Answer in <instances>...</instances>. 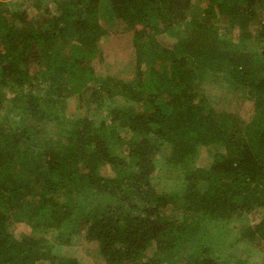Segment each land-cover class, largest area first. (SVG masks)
<instances>
[{"label":"trees","instance_id":"trees-1","mask_svg":"<svg viewBox=\"0 0 264 264\" xmlns=\"http://www.w3.org/2000/svg\"><path fill=\"white\" fill-rule=\"evenodd\" d=\"M196 1L0 0V264H261L264 0Z\"/></svg>","mask_w":264,"mask_h":264},{"label":"rangeland","instance_id":"rangeland-1","mask_svg":"<svg viewBox=\"0 0 264 264\" xmlns=\"http://www.w3.org/2000/svg\"><path fill=\"white\" fill-rule=\"evenodd\" d=\"M192 2H198L196 0H191ZM191 2V3H192ZM205 0H202V2H200L202 5H204ZM50 5V4H49ZM56 4H54V2L51 3L50 6V10L55 9ZM236 32H234L232 35H234ZM237 35V34H236ZM166 39L169 40V42L173 41V38L167 36L165 33L161 34L160 39ZM164 41V40H162ZM123 42V41H120ZM166 42V41H165ZM167 43V42H166ZM125 46V45H123ZM121 48L118 51H115V55L119 56L120 60H124L126 61L127 58H129V54L132 51L131 50V46L129 44H127L126 47H118ZM118 52V53H117ZM108 61L110 62V59H108ZM122 65H120L121 67ZM131 66H133L131 64ZM130 73V72H129ZM128 74L127 76H131V74ZM124 74V73H123ZM124 74V75H126ZM214 80H208L205 85H204V92H206V96H209L210 101L212 100V104H214V107H217L219 110H225V111H229L231 110L232 112L237 111V116H241L242 118H244V120H247L246 118H248L251 115L252 109L249 106H245L246 103L248 102V98L246 97L245 92H242L240 89L232 91V90H228L227 87L225 85H223V83L221 84V82L218 84V80L217 78H213ZM217 82V85H215L214 83ZM202 90V92H203ZM228 90V91H225ZM211 91H214L215 94H213V96L211 97ZM203 92V93H204ZM224 95V98H223ZM238 100H237V98ZM244 104V108H242V105ZM125 135H127L126 133H124ZM161 157V158H160ZM156 161L158 162V165L162 164V156L161 154L158 155V157L156 158ZM102 172L105 173H109V169L108 167L104 169H102ZM170 178H163V181L160 179L159 181H154L157 185L158 190H162V188H167V186L172 185V183L168 182ZM173 181V180H171ZM239 225V222H232L230 224V226L232 227H237ZM261 241L259 240V242L253 241L252 244H249V248L251 249H264L261 248L264 243H260ZM73 244V243H72ZM245 247V244H243ZM54 253H57V250H59L61 253V255H69V256H74L77 257L81 262H83L84 264H104L103 259L101 258L100 254L98 253L97 250V242L95 241H89L81 236H76L74 237V244L73 245H68V246H63V247H58L55 246L53 249ZM261 251V250H260ZM262 255H260V253H258V255L255 256L254 258V262H256V260H261V264H264V251H261Z\"/></svg>","mask_w":264,"mask_h":264}]
</instances>
